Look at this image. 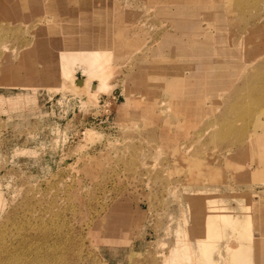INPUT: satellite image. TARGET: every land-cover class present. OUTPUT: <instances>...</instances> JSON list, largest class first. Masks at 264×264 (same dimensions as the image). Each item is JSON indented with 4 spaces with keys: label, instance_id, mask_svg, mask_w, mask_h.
Segmentation results:
<instances>
[{
    "label": "rangeland",
    "instance_id": "1",
    "mask_svg": "<svg viewBox=\"0 0 264 264\" xmlns=\"http://www.w3.org/2000/svg\"><path fill=\"white\" fill-rule=\"evenodd\" d=\"M61 5L0 15V264H259L264 0ZM82 10L115 47L99 88L30 52ZM24 50L34 88L2 84L26 79Z\"/></svg>",
    "mask_w": 264,
    "mask_h": 264
},
{
    "label": "bare ground",
    "instance_id": "2",
    "mask_svg": "<svg viewBox=\"0 0 264 264\" xmlns=\"http://www.w3.org/2000/svg\"><path fill=\"white\" fill-rule=\"evenodd\" d=\"M97 7L100 8L101 6H97ZM97 7H95V8L93 7V9L91 11L92 20L93 19L94 20L95 19H98V20L103 19V17H100V16L97 17V15H95V18H93L95 9H97ZM61 16L62 15H60V14L59 15H53V17H57V18H60ZM57 18H54L56 22L52 23L51 30H50V32H48L51 35V43L47 46L39 45L36 48V50L42 51L44 49H48L51 52V54H53V59L55 57L56 66L58 68L54 72H56L60 75H64V77H65V76L71 75L70 73H72L77 67H80V68L82 67L83 68L82 70H84L88 73L87 74L88 75V78H87L88 81L91 82L94 79L95 80L98 79V81H99V85H97L98 88L100 86H103L107 80L106 79L107 74L110 72V69H111L110 65L112 63L110 64V60H111V58H113L112 55L114 54V49H115V47L113 49L114 45L112 46V48H108L105 45V39H104L103 31L100 30L99 32H95L96 29H95V27L93 28V25H92L94 20L92 23L89 24V20H87L85 11H83V10L78 16L80 23L78 25H76L75 27L70 26V28L68 30H66L65 27L63 28V25L61 26L59 24L60 20ZM72 18H73V16H72ZM106 19H107V17H106ZM43 31L45 32V31H47V29H41L38 32H43ZM113 43H114V41H113ZM25 52H26L25 50L22 51L21 60L23 61V63L25 62L24 64H26V69H27L26 79L21 80L19 77H17V78L13 77V73L15 71L9 65L8 68L10 67L11 75L4 72L2 84H7L10 87L20 85L22 88H24V87L25 88H30V87L34 88V81H38L37 80L38 78H36L33 74H31V72H29L33 68L30 66V63L28 61V56L26 55ZM8 68H5L3 70L6 71ZM49 78H50V76H48L47 79H49ZM31 83H33V84H31ZM73 84H74V82H73ZM75 84L78 87L77 89L79 90V88H80V90H81L82 88L87 87L88 86L87 84H90V83H88L87 81H84V80L76 79ZM88 88H89V90L90 89L96 90V87L92 83ZM261 139L264 140V133L260 135L259 140H261ZM196 204L198 205L199 203H196ZM198 207H200V206L195 207L192 215H193L194 221L195 222L198 221L197 222L198 226H196V227H201V226H199V225H201V223H200L201 220L206 222V219L208 217H206V216L204 217L203 215H200V213H199L200 210ZM205 222L204 223L202 222V224L206 226L207 222L206 223ZM209 226L210 225H207L206 227H209ZM206 230H207V232L204 230L205 237L207 236L208 233L210 234V231L208 232L209 228H206ZM185 248H186L185 250L189 252L187 245ZM178 259L180 262L189 260V263H190V260H193L194 258L190 257L189 255H184L183 257H180Z\"/></svg>",
    "mask_w": 264,
    "mask_h": 264
},
{
    "label": "crops",
    "instance_id": "3",
    "mask_svg": "<svg viewBox=\"0 0 264 264\" xmlns=\"http://www.w3.org/2000/svg\"><path fill=\"white\" fill-rule=\"evenodd\" d=\"M1 9L0 15L10 17L12 20H22L27 22L28 19L26 12H30L32 15L41 17L43 11H48L49 13L56 12L57 14H63L61 8V0H0ZM55 19L54 22L55 23ZM52 24L43 29H50ZM38 36L41 35L40 40L33 45V48H30L32 55H37V58H40L43 61L51 62L53 59V54L48 49L42 51L36 50L39 45L47 46L51 43V35L48 32H37ZM42 53V56H38ZM258 253V252H257ZM259 264H264V254L259 253Z\"/></svg>",
    "mask_w": 264,
    "mask_h": 264
}]
</instances>
